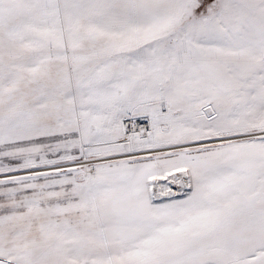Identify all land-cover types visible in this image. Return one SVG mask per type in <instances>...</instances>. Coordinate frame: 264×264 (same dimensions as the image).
Returning a JSON list of instances; mask_svg holds the SVG:
<instances>
[{"label": "snow or ice", "instance_id": "snow-or-ice-1", "mask_svg": "<svg viewBox=\"0 0 264 264\" xmlns=\"http://www.w3.org/2000/svg\"><path fill=\"white\" fill-rule=\"evenodd\" d=\"M0 264H264V0H0Z\"/></svg>", "mask_w": 264, "mask_h": 264}]
</instances>
